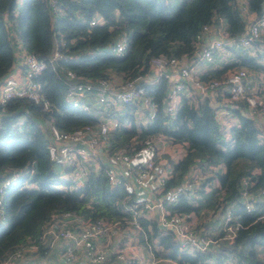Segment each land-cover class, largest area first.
Returning a JSON list of instances; mask_svg holds the SVG:
<instances>
[{
    "label": "trees",
    "instance_id": "16d2710c",
    "mask_svg": "<svg viewBox=\"0 0 264 264\" xmlns=\"http://www.w3.org/2000/svg\"><path fill=\"white\" fill-rule=\"evenodd\" d=\"M263 6L264 0H244L243 6L236 0H0V80L9 71L15 50L23 49L41 60H47L55 48L60 53L36 76L47 109L26 97L9 98L0 107V178L15 173L3 195L0 261L20 249L22 256L16 262L23 260L29 243L36 255L45 256L43 237L51 219L70 216L65 222L72 229L94 220L114 224L117 232L128 227L137 244L149 251L151 264H264V138L249 117L258 109L244 100H216V90L228 95L220 87L213 94L200 93L187 83L169 108L171 87L166 77L142 78L151 75L149 61L154 57L191 58L199 42L195 35L203 26L221 21L226 35L237 38L246 31L245 13H253L256 20ZM94 14L102 21L89 24ZM119 34L124 35V52L114 55L110 45ZM252 44L264 54V36ZM240 64L264 76L261 63L247 59ZM227 67L197 78L220 80ZM66 70L73 78L66 77ZM139 76L143 96L153 104L152 115L142 112L144 121L135 125L134 115L126 111L140 107L137 101L120 103L124 110L111 113L118 126L107 131L106 149L131 153L158 135L184 145V156L171 164L152 200L162 202L168 215H177L186 224L184 230L197 246L190 250L187 242L174 239L172 227L164 229L156 216H145L143 204L148 199L136 196L123 183L110 185L103 163L93 169L76 160L60 163L47 154L48 132L42 126L53 124L70 131L98 122L91 111L73 108L64 99L69 80L88 79L96 85L99 79L117 77L124 82ZM223 110L234 118L226 134L216 117ZM78 165L86 170L76 184L72 176ZM194 167L204 174L195 182L187 173ZM185 179L187 186L178 190L174 201L166 202V194ZM112 261L131 264L116 257Z\"/></svg>",
    "mask_w": 264,
    "mask_h": 264
},
{
    "label": "built area",
    "instance_id": "2783aa9c",
    "mask_svg": "<svg viewBox=\"0 0 264 264\" xmlns=\"http://www.w3.org/2000/svg\"><path fill=\"white\" fill-rule=\"evenodd\" d=\"M51 1L53 2V0ZM101 21V16L94 14L90 18L89 24L100 23ZM208 27V25L203 26L195 35L198 41L208 31ZM261 29H264V6L261 16L249 22L243 34H240L237 38L226 35V40L228 39V41H224V38L211 40L202 47L199 55L204 59H210L215 51L223 47L230 46L234 48L238 46H249L252 40L260 36ZM124 47V35L119 34L116 36L112 45H110V50L114 55H122ZM14 55L15 57L8 73L0 80V107L4 105L9 98L26 97L34 103H41L42 107L47 109L49 107L48 101L40 92V83L36 81V76L46 68L47 62L59 58L60 53L55 48L47 60L38 59L33 54L23 49L18 51L15 50ZM14 66H16L18 72L21 73V77L10 73V69ZM149 68L151 69V75L142 78L152 81L156 80V76L163 74L167 81L170 82L171 90L167 100L169 108L175 104L171 98L175 97L178 90L183 89L185 83H187V85H191L196 91H207L211 94H213L216 88L220 87L228 94L225 103H235L238 100H244L247 106L252 109H258V113L264 115V99L257 96L253 89L247 88L245 82L247 71L243 68L230 69L220 80L209 79L205 82L199 81L191 72L190 67L184 66L180 63V60L176 58H165L163 56L154 57L149 61ZM166 68H169L170 71L166 72ZM65 74L68 79L74 76L70 70H66ZM171 77H174V79L171 80ZM140 78L139 76L124 82H116L114 79H99L96 85L88 79L72 82L69 80L64 92V99L70 103L71 107L81 111H90L93 106L107 103V105L111 103L114 104L115 102L129 104L137 101L142 111H147L148 115L151 116L153 104L147 97L143 96L144 88L138 84ZM222 112H225V116H223L224 114H222ZM227 116L228 114L224 110L216 115L217 120L220 121L219 119L221 118L222 122ZM112 123L110 127L104 122H98L94 125L85 124L70 131L59 130L53 124L46 125L49 139L46 150L49 158L66 164H70L73 160H76L78 163L96 161L100 152V146L104 143L106 132L110 128L118 126V121L115 117H113ZM155 148L153 141H150L145 143L140 150L131 153L122 150L113 151L110 157L114 166L107 167L106 164L104 167V173L108 183L110 185L123 183L126 187L127 180L125 178L134 175L135 178L141 180L154 178L156 182L155 188H159L169 172L164 170L158 161H156ZM196 169L197 168L194 167L189 171H195L196 173ZM81 171L82 172L78 171L76 175L72 176L74 182L75 179L78 178L77 184L80 183V176L85 173V170ZM14 178L15 173L11 176L0 178V221L3 220L4 191L7 184ZM184 182L186 185L172 188L166 194V202L175 200L178 190L187 186L188 181L185 179ZM242 196L244 195L242 194ZM244 198L247 199V196ZM262 200L264 202V194L262 195ZM143 206L146 212L155 214L154 216L157 217L161 227L164 229L173 228V237L175 240H179L182 243L187 242L190 247L193 245V247H197L195 246L196 242L194 237L184 230L183 226L186 227V224L182 221H178L177 215H168L163 208L162 202L148 199V202L144 203ZM245 207L249 208L250 206L246 203ZM82 224L83 228L77 229L76 231L67 227L66 229L60 228L58 232H53V237L58 238L60 236L66 239H72L74 242L84 241L86 244V249L84 251L85 257L92 262H100L103 259L104 252L94 247L93 239L102 235L107 238H113L117 232V228L114 229V224L105 223L101 220L87 221ZM199 241L200 243H206L207 240L204 242L201 240ZM29 247L35 248L33 244L29 245L28 248ZM20 255H22V249L8 255L7 258L0 261V264H14Z\"/></svg>",
    "mask_w": 264,
    "mask_h": 264
},
{
    "label": "crops",
    "instance_id": "0c3cea01",
    "mask_svg": "<svg viewBox=\"0 0 264 264\" xmlns=\"http://www.w3.org/2000/svg\"><path fill=\"white\" fill-rule=\"evenodd\" d=\"M236 2L241 6L244 5V0H236ZM244 18H245V22L248 24L253 20L254 14L251 12L245 13ZM260 35L264 36V29L260 30ZM223 38L224 41H228V39L226 40V33L223 22L218 21L215 25H210L208 27V31L205 33V35L201 37V39L197 43L198 44L197 49L193 55L194 58L193 56L191 58L182 57L181 59H179L180 63L183 64L184 66L190 67V70L195 77H197L201 73L209 72L214 69H221L222 67L227 65L228 67L224 72L225 74L228 70L233 69L234 67H238V66L242 67L240 63L247 59H251L256 63H261L262 65H264V54L257 44H252L251 46L238 50L230 46L224 47L222 49H218L217 51H215L210 59H204L200 57L199 53L202 47L207 42L211 40L223 39ZM169 71L170 69L166 68V72ZM246 71L247 74L245 81L247 88L251 90L253 89L258 96L264 98L263 73L261 71H252L249 69H246ZM10 73L18 77H21V73L18 72L16 66L10 69ZM215 94H216L215 97L216 100L218 99V101L220 102H225L226 97L223 92L216 90ZM177 100H178V96L176 95L175 98L172 99V101L173 103H176ZM224 113L225 112H222V114ZM249 117L253 119L254 124L259 132V136L261 138H264V115L256 112L254 114L249 115ZM230 119H232L231 122H229ZM232 123H234V118H229L228 116L225 118V121H223V124L228 127ZM226 132L227 129L225 130V133ZM153 143L155 146H157L160 149L159 154L156 155V161H158V163L163 167V169L168 172L170 171L171 164L181 159L184 156L185 153L184 145L182 143L178 144V143L170 142L168 138L163 135L156 136L153 139ZM158 144L161 147H159ZM105 159L106 157L102 155V150H100L96 161H92L88 163L94 167H97L99 163H105ZM82 170L83 171L86 170L85 167H83ZM125 179L127 180L126 188L128 190L133 191L136 194V196L142 199H152L159 192V188L157 187L155 188L156 182L154 178L141 180L135 178L134 175H131ZM77 180L78 179L76 178L75 179L76 184L78 183ZM152 189L155 191L154 193ZM154 215L155 214L152 212L145 213L146 217H153ZM191 221L193 223L194 219L192 218ZM48 227L45 230V235L43 237V241L47 243L46 255L41 257L36 255L34 252L31 253L27 252L23 260H20L19 262L17 261L15 264H101V263H93L89 259L84 257L83 255L84 252L81 250L82 247L73 248L72 252H70L73 256H71L70 259L68 260L65 259L64 257L65 252H67L65 250L66 249L65 245L67 244L66 242L69 241H67L66 239L64 240L62 239L59 240L58 238L55 239L53 237V232L54 230H56V228L52 227V229H48ZM128 229L129 228L127 227L125 228L124 232L122 231L116 232L113 238H107L104 237V235H102L94 241V244L99 250L103 251L104 253L107 252L108 250H111L112 253L113 252L117 254L121 253L120 254L121 256H119V258H122V255L126 257V254H128V252L134 253L137 257L147 255L150 258H152L148 250L142 249L137 244V239L133 235L134 234L133 230L129 231ZM120 235L123 237L121 241H119V237H121ZM112 245L114 247L113 249L111 248ZM160 248L161 247H158L156 249H160ZM105 264H113V261L112 263L109 262Z\"/></svg>",
    "mask_w": 264,
    "mask_h": 264
},
{
    "label": "rangeland",
    "instance_id": "374dc122",
    "mask_svg": "<svg viewBox=\"0 0 264 264\" xmlns=\"http://www.w3.org/2000/svg\"><path fill=\"white\" fill-rule=\"evenodd\" d=\"M224 48V47H223ZM173 78L174 77H171V80H173ZM114 81H116V82H119V80L116 78V77H114ZM189 87L191 88V89H193L192 88V86L191 85H189ZM196 91V90H195ZM211 91V90H210ZM197 92H200V91H197ZM200 93H203L202 91L200 92ZM175 97H172L171 98V100L172 99H174ZM210 99H211V97H210ZM213 100V99H212ZM121 102H115L114 104H110V105H107V104H102V105H99L100 106V108H98V106L97 107H94V108H92V109H90V111L93 113V114H95V116H96V118H97V121L98 122H104V123H106V125L107 126H111L113 123H112V121H113V117H115V116H113V114H111L112 112H115V110H121V111H123L124 110V108L122 107V105L120 104ZM108 106H112V107H110L111 109H108L109 107ZM108 107V108H107ZM134 108V107H133ZM136 109L134 110V109H132V108H129L128 109V111H126V113H128V114H131V115H134L133 116V119H134V123H135V125L137 124V123H139V122H141L142 120H143V117H142V109H141V107H135ZM132 110V111H131ZM110 111V112H109ZM132 112H133V114H132ZM107 113H110V114H107ZM128 114H127V118L129 119V117H128ZM126 115V114H125ZM223 116H225V114L223 115ZM228 117L229 118H232L231 116H230V114L228 115ZM220 120V124L221 125H223V128H224V131L227 129V127L228 126H225L224 124H223V122L221 121V118L219 119ZM231 120L232 119H230L229 120V122H231ZM144 121V120H143ZM225 121V120H224ZM97 122V123H98ZM228 122V123H229ZM46 127V125L43 127L42 126V130L44 129ZM224 134H226V133H224ZM107 135V132H106V134H105V136ZM179 144V143H178ZM181 144V143H180ZM107 144H106V141H105V139H104V143H102L101 144V146H100V150H102V155L104 156V157H106V159H105V163H103L104 165V167L106 166V164H107V167H113L114 166V163H113V161H112V159H111V155H112V153H109L108 152V149H106L107 148ZM158 146L159 147H161L159 144H158ZM156 148H155V155H158L159 154V151H160V149L157 147V146H155ZM106 149V150H105ZM109 157H110V159H109ZM101 164L102 163H99V165H97V167H94V166H92L93 167V169H98L100 166H101ZM79 169H83V167L81 166V167H79V165L77 166ZM103 167V168H104ZM81 170H78V171H80V172H82ZM197 170V169H196ZM103 171H105V170H103ZM190 176L189 177H192V181L193 182H195V180H198L200 177H202L201 176V174H199L197 171H196V173H195V171H189L188 170V172H187ZM186 181H188V179H186ZM191 181V182H192ZM180 185H186V183L183 181L182 183H180ZM70 219V216H64L63 217V219L62 220H56L55 218H52L51 219V221H50V224L48 225L49 227H48V229H52V227L53 228H56V230H54V232H58V230H60V228H63V229H66V227L67 228H70V227H68L69 226V224H71V223H66L65 221H67V220H69ZM83 225V224H82ZM82 225L80 224V223H78V225H74V230L76 231L77 229H81V228H83L82 227ZM70 230V229H69ZM72 231V230H71ZM73 233L75 234V232L73 231ZM57 237H55V239H56ZM58 239L60 240V239H62V240H64V239H66V238H62V237H58ZM97 239V238H96ZM96 239H93V245H94V247L95 248H97L96 246H95V244H94V241L96 240ZM67 241H69V242H66L67 244L65 245V250L67 251V252H65V259H70V257L71 256H73L70 252H72V249L73 248H75V247H82L81 248V250L84 252L85 251V249H86V244H85V242L84 241H82V242H74V241H72V239H66ZM111 240H113V239H111ZM115 240V239H114ZM211 240V239H210ZM29 245H32V244H30L29 243ZM112 249L114 248L113 247V245H112V247H111ZM35 248H33V247H29L28 248V250L26 251V252H28V253H31V252H34L35 250H34ZM191 249V247L189 246V248H188V250H190ZM113 253H115V252H113ZM112 253V251L111 250H108L107 252H105L104 254H103V259L100 261V262H93V263H101V264H105V263H108V262H112V260L116 257L117 259H125V260H131V264H151V262H152V260H151V258L149 257V256H140V257H137L134 253H131V252H128V254H126V257L124 256V255H122V258H119V256H121L120 254H115L114 255V257H112V260L110 259V255H112L113 254ZM124 254V253H123ZM83 255H84V257H85V252L83 253ZM21 256L22 255H20V257L19 258H21ZM24 257V256H23ZM38 257V256H37ZM124 257V258H123ZM38 259V258H37ZM21 260V259H20ZM92 262V261H91ZM15 263H16V261H15Z\"/></svg>",
    "mask_w": 264,
    "mask_h": 264
},
{
    "label": "clouds",
    "instance_id": "9594fccd",
    "mask_svg": "<svg viewBox=\"0 0 264 264\" xmlns=\"http://www.w3.org/2000/svg\"><path fill=\"white\" fill-rule=\"evenodd\" d=\"M240 68H243V67H240Z\"/></svg>",
    "mask_w": 264,
    "mask_h": 264
}]
</instances>
